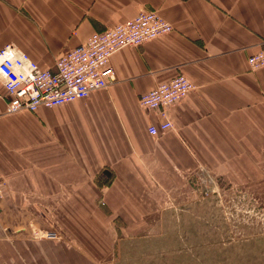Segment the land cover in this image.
I'll return each mask as SVG.
<instances>
[{
  "label": "crops",
  "instance_id": "obj_1",
  "mask_svg": "<svg viewBox=\"0 0 264 264\" xmlns=\"http://www.w3.org/2000/svg\"><path fill=\"white\" fill-rule=\"evenodd\" d=\"M145 12L173 32L116 53L115 82L88 99L11 115L0 78L7 264H113L116 246L150 239L162 214L199 211L194 185L204 171L263 188L264 69L251 72L248 60L264 45V0H0V50L14 44L56 73L94 33ZM180 75L194 89L169 110L173 129L153 136L162 119L140 97Z\"/></svg>",
  "mask_w": 264,
  "mask_h": 264
},
{
  "label": "built area",
  "instance_id": "obj_2",
  "mask_svg": "<svg viewBox=\"0 0 264 264\" xmlns=\"http://www.w3.org/2000/svg\"><path fill=\"white\" fill-rule=\"evenodd\" d=\"M173 30V26L156 12L141 13L124 24L94 33L85 43L59 59L56 73L42 70L16 45H6L0 50V78L5 88L7 113L36 112L40 107L57 108L108 89L116 80L110 67L116 53L125 48L141 47ZM248 65L251 72L264 69V45L249 58ZM193 89L192 82L180 75L140 97V106L158 113L162 119L159 128L150 129L151 135L165 134L173 129L168 112L183 102ZM1 188L0 185V197ZM20 215L25 217L21 221H27L28 225L33 222L28 214H19L18 218ZM26 232L29 233L27 229ZM41 237L49 241L59 240L54 231H46Z\"/></svg>",
  "mask_w": 264,
  "mask_h": 264
},
{
  "label": "rangeland",
  "instance_id": "obj_3",
  "mask_svg": "<svg viewBox=\"0 0 264 264\" xmlns=\"http://www.w3.org/2000/svg\"><path fill=\"white\" fill-rule=\"evenodd\" d=\"M196 178L199 211L181 214L177 207L174 215L162 214L158 228L146 235L150 239L116 246L113 264H264V182L252 191L208 171ZM24 236L30 237L27 232ZM0 264H7L5 256Z\"/></svg>",
  "mask_w": 264,
  "mask_h": 264
},
{
  "label": "bare ground",
  "instance_id": "obj_4",
  "mask_svg": "<svg viewBox=\"0 0 264 264\" xmlns=\"http://www.w3.org/2000/svg\"><path fill=\"white\" fill-rule=\"evenodd\" d=\"M100 91V90H99ZM94 94V93H93ZM92 96V95H91ZM2 212V211H1ZM1 212H0V214H1Z\"/></svg>",
  "mask_w": 264,
  "mask_h": 264
}]
</instances>
